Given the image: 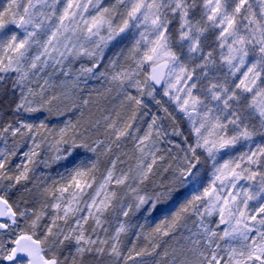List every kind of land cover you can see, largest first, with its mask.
Segmentation results:
<instances>
[{
    "label": "snow or ice",
    "instance_id": "1",
    "mask_svg": "<svg viewBox=\"0 0 264 264\" xmlns=\"http://www.w3.org/2000/svg\"><path fill=\"white\" fill-rule=\"evenodd\" d=\"M4 87L0 264H264V0H3Z\"/></svg>",
    "mask_w": 264,
    "mask_h": 264
},
{
    "label": "rangeland",
    "instance_id": "2",
    "mask_svg": "<svg viewBox=\"0 0 264 264\" xmlns=\"http://www.w3.org/2000/svg\"><path fill=\"white\" fill-rule=\"evenodd\" d=\"M109 2H110V0H105L106 4ZM0 3H3V0H0ZM89 83L91 85L96 86V87L101 86L100 81H98V80H92ZM164 100L166 101L167 98H164ZM14 101H15V98L11 95V93L9 91V87H4L3 90H0V125L7 123L13 119L11 109L14 106ZM153 111L154 112L157 111L155 105H153ZM160 115H163V113L161 112ZM147 121H148V117H144V121L141 122L142 126H143L144 122H147ZM164 123L167 124L168 121H164ZM128 143H130V146L128 148H126V145H125V149L130 150L132 148V142L129 141ZM3 146H4L3 142H0V148H2ZM25 150H26V148L22 147L20 149V152H18L17 156L12 158L11 165H12L13 170H15L17 165L22 164L24 162L23 157L20 155V153H22ZM128 150H125V151H128ZM251 203H255V202L253 201ZM132 219H133V223H135L139 220V217L138 216L133 217ZM141 223H144V221ZM113 227H114V225H113Z\"/></svg>",
    "mask_w": 264,
    "mask_h": 264
},
{
    "label": "trees",
    "instance_id": "3",
    "mask_svg": "<svg viewBox=\"0 0 264 264\" xmlns=\"http://www.w3.org/2000/svg\"><path fill=\"white\" fill-rule=\"evenodd\" d=\"M111 54V52H109V55ZM107 59V57H106ZM117 101H113V103H117ZM53 123H55V120H53ZM130 146V143H127L126 144V148H128ZM125 150H128V149H125ZM42 171V168L41 167H37L36 168V175H39L40 172ZM44 171H51V170H44ZM136 220V219H135ZM139 222H143L142 220H139ZM147 227V225H146ZM133 232L136 231V229H133L132 230ZM123 241H124V246L127 248V247H131V244L132 242H136L137 244H142L143 241H136L135 239V236L132 235V233L130 232L128 234L127 237H122ZM145 260L146 261H151L152 260V257H145ZM85 264H108V258H102V259H97V258H94V257H86V260H85Z\"/></svg>",
    "mask_w": 264,
    "mask_h": 264
}]
</instances>
